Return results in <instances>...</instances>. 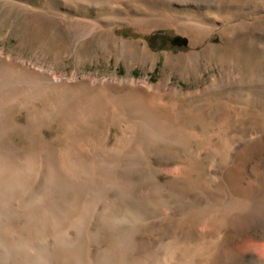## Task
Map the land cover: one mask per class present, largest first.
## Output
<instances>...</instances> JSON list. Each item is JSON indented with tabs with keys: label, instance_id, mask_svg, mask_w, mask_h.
Returning <instances> with one entry per match:
<instances>
[{
	"label": "bare ground",
	"instance_id": "obj_1",
	"mask_svg": "<svg viewBox=\"0 0 264 264\" xmlns=\"http://www.w3.org/2000/svg\"><path fill=\"white\" fill-rule=\"evenodd\" d=\"M130 19L144 23L139 15ZM193 32L197 38L209 31ZM223 39L228 45L236 38L225 34ZM12 57L0 49V264L264 263V134L249 136L230 165L231 149L245 136L226 131L228 111L239 101L223 92L234 80L182 90L184 99L213 94L227 110L215 119L216 134L226 129V139L222 136L216 148L209 143L199 149L193 145L205 137L182 126L203 115L164 101L144 80L118 87L112 79L69 77ZM21 112L23 123L18 121ZM178 114L182 117L173 121ZM256 117L242 119L257 127L264 124V114ZM99 119L117 127L113 144L107 133L97 142L80 141L79 134ZM53 123L59 133L45 139L44 131ZM20 134L29 135V144H20ZM167 144L177 152L168 151ZM130 148L134 160L126 164L131 171H125L132 174L120 185L123 177L116 172L123 163L117 158ZM96 150L112 154V160L95 159ZM182 153L218 160L223 175L209 179L226 193L227 204L205 200L210 184ZM152 156L161 168L152 166ZM162 170L172 178L160 181ZM258 172L260 180L249 175ZM37 189L41 191L34 193ZM107 189L118 191L108 194ZM194 232L201 239L193 242ZM230 234L244 237L225 244Z\"/></svg>",
	"mask_w": 264,
	"mask_h": 264
},
{
	"label": "rangeland",
	"instance_id": "obj_2",
	"mask_svg": "<svg viewBox=\"0 0 264 264\" xmlns=\"http://www.w3.org/2000/svg\"><path fill=\"white\" fill-rule=\"evenodd\" d=\"M134 15L144 18V23H134L130 19ZM200 28L209 32L195 38L193 31ZM225 34L231 36L230 40L236 39L225 45ZM152 35L151 46L148 38ZM177 36L185 38L187 45L171 44L170 41ZM0 49L12 58L29 61L35 66L69 77L112 79L118 87L146 81L164 101L177 102L181 111H192L196 116L199 114L197 117L206 115L199 122H186L182 126L184 130H194L206 138L194 143L193 146L199 149L208 148L209 145V148H216L223 140L221 137H225L226 129L218 136L215 119L224 117L227 110H224L222 98L208 94L184 99L182 90H193L219 80H234L235 87L230 84L229 89L223 92V95L239 101L237 107L234 105L228 111L231 124H228L226 131L235 136L242 131L245 136L235 142L231 149L228 155L230 165L235 151L248 142L249 136L264 134V124L257 127L254 123L243 121L246 116H259L256 117L259 120L264 114V0H0ZM103 83L106 84H99ZM167 88L168 94H164ZM116 91L111 92L114 94ZM24 114L21 112L18 116L20 123L25 120ZM178 115L177 119L172 117V120L182 117ZM98 121L94 123L95 126L86 127L79 134L80 141L91 139L97 142L107 133L111 145L118 132L117 127L113 123L106 124L103 119ZM238 123L242 124L240 131ZM58 129L56 123L51 124L49 130L44 131V138L55 137ZM172 131L176 132L175 129ZM26 135L20 134L21 145L29 144V135ZM166 149L174 154L178 150L169 144ZM100 152L103 151L94 152L95 159L98 156L99 160H112V154ZM133 152V148H130L125 155L117 158L123 163L116 172L117 176L123 177L120 185H124L123 179L132 174L126 173L125 169L131 171L132 167L126 164L134 160ZM183 153L181 156L187 165L199 166L200 173H204L199 174L210 184L211 192L205 195V200L211 205H215L216 201L227 204L226 193L219 192L217 183L210 180L223 175L224 170L218 160L201 153L197 157L200 161ZM102 154L106 158H101ZM151 160L153 167L161 168L156 156H152ZM162 173L158 175L162 181L173 176ZM249 175L255 180L263 177L260 172ZM109 190L108 194L118 191ZM40 191L37 189L33 192ZM210 198H213V203ZM105 200H109V197H105ZM256 205L254 203L252 206ZM226 236L225 244L230 245L243 238L244 234ZM200 239L194 232L192 241Z\"/></svg>",
	"mask_w": 264,
	"mask_h": 264
},
{
	"label": "water",
	"instance_id": "obj_3",
	"mask_svg": "<svg viewBox=\"0 0 264 264\" xmlns=\"http://www.w3.org/2000/svg\"><path fill=\"white\" fill-rule=\"evenodd\" d=\"M170 42L171 44L176 45V46H186L187 45V40L179 36L175 37Z\"/></svg>",
	"mask_w": 264,
	"mask_h": 264
},
{
	"label": "trees",
	"instance_id": "obj_4",
	"mask_svg": "<svg viewBox=\"0 0 264 264\" xmlns=\"http://www.w3.org/2000/svg\"><path fill=\"white\" fill-rule=\"evenodd\" d=\"M153 37H154V35H152V36H150V37L148 38V41H149V43L151 44V46L153 45V43H152V39H153Z\"/></svg>",
	"mask_w": 264,
	"mask_h": 264
}]
</instances>
